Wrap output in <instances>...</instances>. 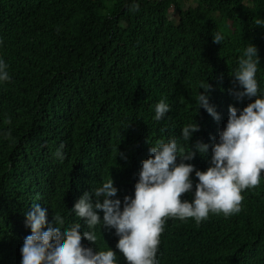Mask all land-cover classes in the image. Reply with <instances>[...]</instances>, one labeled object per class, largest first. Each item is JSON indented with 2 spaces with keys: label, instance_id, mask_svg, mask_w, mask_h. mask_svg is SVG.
<instances>
[{
  "label": "trees",
  "instance_id": "trees-1",
  "mask_svg": "<svg viewBox=\"0 0 264 264\" xmlns=\"http://www.w3.org/2000/svg\"><path fill=\"white\" fill-rule=\"evenodd\" d=\"M257 20L264 22V0H0V58L10 75L0 84V264H20L32 204L46 209V226L59 213L66 225L79 221L87 230L70 212L83 192L110 177L123 204L152 144L175 138L186 146L180 129L192 120L199 128L189 148L209 145L184 161L194 166V191L195 170L209 166L228 106L255 99L237 96L242 88L231 75L247 43L257 48L264 91ZM217 31L221 43L213 42ZM206 81L219 120L196 109ZM161 99L170 109L156 121ZM61 144L63 161L54 156ZM241 195L240 211L228 217L210 213L199 224L166 218L158 264H264V179ZM96 231V245L83 237L81 244L110 247L125 264L114 229Z\"/></svg>",
  "mask_w": 264,
  "mask_h": 264
},
{
  "label": "clouds",
  "instance_id": "clouds-1",
  "mask_svg": "<svg viewBox=\"0 0 264 264\" xmlns=\"http://www.w3.org/2000/svg\"><path fill=\"white\" fill-rule=\"evenodd\" d=\"M137 7L132 4L133 9ZM255 23L264 26L261 20ZM212 39L221 43L224 35L217 31ZM257 65V48L247 43L231 75L242 88L237 96L255 99L242 109L228 106L226 124L218 133V142L211 146L209 166L204 171L195 170L198 182L194 191L190 177L194 166L184 161L191 160L195 152L206 153L209 145L198 141L193 146L195 152L189 148L187 142L199 128L192 120L180 129L186 146L179 145L175 138L152 144L151 155L141 162L133 195H125L123 204L116 196L117 188L110 177L92 186L91 193L83 192L70 212L83 220L87 230L80 231L79 221L66 225L59 213L54 214L52 222L46 226V209L32 204L25 213V225L30 228V234L20 247V264H117L112 248L95 246L94 250L81 244L83 237L96 245L97 226L114 229L118 237L115 249L125 264H158L156 254L166 218L181 221L192 218L199 224L210 213L224 217L238 213L243 199L241 193L264 179V91L258 87ZM9 80L7 65L0 58V84ZM199 89L204 91H199L195 97L196 109L202 107L214 120H219V113L209 104L210 85L203 82ZM169 109L164 99L159 100L154 105L153 119L161 120ZM62 149L63 144L54 152L59 161L65 159ZM118 155L123 157L117 151ZM188 192L192 193L190 201L181 198Z\"/></svg>",
  "mask_w": 264,
  "mask_h": 264
},
{
  "label": "rangeland",
  "instance_id": "rangeland-1",
  "mask_svg": "<svg viewBox=\"0 0 264 264\" xmlns=\"http://www.w3.org/2000/svg\"><path fill=\"white\" fill-rule=\"evenodd\" d=\"M188 1H192V0H188ZM169 17L171 18V20H173L175 23H177L178 16H177V13L173 9L170 11Z\"/></svg>",
  "mask_w": 264,
  "mask_h": 264
}]
</instances>
